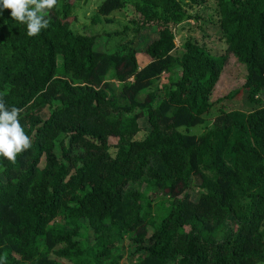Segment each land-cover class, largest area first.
<instances>
[{"label":"trees","instance_id":"1","mask_svg":"<svg viewBox=\"0 0 264 264\" xmlns=\"http://www.w3.org/2000/svg\"><path fill=\"white\" fill-rule=\"evenodd\" d=\"M127 3L112 33L74 32V0L33 37L0 15V96L32 137L0 157V264H264V0H101L91 23ZM202 18L222 51L185 35L174 54ZM230 55L243 80L222 85Z\"/></svg>","mask_w":264,"mask_h":264},{"label":"rangeland","instance_id":"2","mask_svg":"<svg viewBox=\"0 0 264 264\" xmlns=\"http://www.w3.org/2000/svg\"><path fill=\"white\" fill-rule=\"evenodd\" d=\"M101 1V0H74V7L72 10L71 15L74 17L72 21L70 22V27L74 32H82L84 30H89L91 32H100L102 30L109 31V32H121L120 30L122 29L123 26H128L129 27V17L133 14V9L132 6L127 3L121 10H117L112 12L110 14L112 21L111 22H98V23H91L90 17L92 13L95 10L96 4ZM71 17V16H70ZM70 17L68 19H70ZM192 24H190V23ZM174 44L175 48L172 50L174 54H179L182 49H181V43L184 39L185 35H189L190 37L196 38L199 40L200 43L208 47L212 52L214 53H219L222 51L224 48V43H223V37H221L218 29L215 28L214 24L212 22H209L207 19L202 18L199 19L198 21L194 20H187L182 23L181 26H176L174 29ZM152 31L150 32H143L140 33L142 35L143 39H150L152 38ZM132 37L131 31H126L124 34L121 35V38H126L130 39ZM119 39V38H118ZM117 39H111L110 45L116 42ZM142 47V45H139ZM139 52V53H138ZM136 53V58L138 61V64L141 65L144 61L146 55L142 54L140 51ZM145 56V57H144ZM59 61V59H57ZM241 66L239 63L236 62V59L233 56L227 57V63L224 66V70L222 73V78L224 79L222 82V85H225L228 80H233L234 82H230L229 85H236L242 82L243 78L241 76ZM164 75H160V79L158 81L153 82V86L151 88L146 89L145 91H148L149 89L158 87L161 83L165 82L166 78H163ZM114 94L117 95L118 93V82L114 79L110 80ZM223 90V88L221 87ZM145 91L139 92L137 95V98L141 99L144 95ZM161 93V91H160ZM264 97V95H263ZM138 125L140 127V130L136 133L137 137H141L143 132H146V127L147 124L144 121V119L140 118L138 120ZM203 123L188 127L186 128L187 132H198L203 129ZM202 126V127H201ZM181 131L184 129L181 128ZM109 151H112V149H109ZM42 165V159L40 158V161L38 163V166L40 167ZM157 198H155L156 200ZM87 241L91 240V234L88 232L87 234ZM128 240L124 238L123 244L126 245ZM61 261L64 264H69V262L61 259ZM134 261V258L132 256H126L122 257L119 260L118 264H131Z\"/></svg>","mask_w":264,"mask_h":264},{"label":"clouds","instance_id":"3","mask_svg":"<svg viewBox=\"0 0 264 264\" xmlns=\"http://www.w3.org/2000/svg\"><path fill=\"white\" fill-rule=\"evenodd\" d=\"M58 0H0V15L10 10L11 18L26 25L30 37L49 27L46 13L54 9ZM23 109L9 107L0 96V157L15 162L17 157L32 147V137L20 122Z\"/></svg>","mask_w":264,"mask_h":264}]
</instances>
